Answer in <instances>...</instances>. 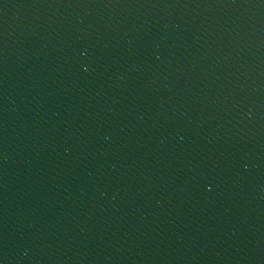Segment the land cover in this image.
<instances>
[{
	"label": "water",
	"instance_id": "obj_1",
	"mask_svg": "<svg viewBox=\"0 0 264 264\" xmlns=\"http://www.w3.org/2000/svg\"><path fill=\"white\" fill-rule=\"evenodd\" d=\"M0 264H264V0H0Z\"/></svg>",
	"mask_w": 264,
	"mask_h": 264
}]
</instances>
